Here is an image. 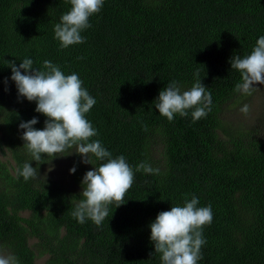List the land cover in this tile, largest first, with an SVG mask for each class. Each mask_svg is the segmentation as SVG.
Wrapping results in <instances>:
<instances>
[{"label":"trees","instance_id":"1","mask_svg":"<svg viewBox=\"0 0 264 264\" xmlns=\"http://www.w3.org/2000/svg\"><path fill=\"white\" fill-rule=\"evenodd\" d=\"M70 8L68 0H0V130L16 158L14 173L0 163V245L19 264H161L150 223L196 196L213 213L198 264H264V139L219 135L221 104L241 82L229 61L249 55L264 35V0H104L81 33L86 42L61 49L53 29ZM25 58L36 69L49 60L78 74L96 100L86 114L98 131L92 139L134 172L141 161L159 169L135 172L126 203L109 205L99 227L72 217L79 195L43 171L54 159L32 161L23 146L21 121L35 117L42 130L46 119L34 101L18 99L10 79L7 61L18 67ZM196 72L211 92V111L195 122L190 112L169 122L154 106L159 91L173 80L189 89ZM25 162L38 168L37 179L17 177Z\"/></svg>","mask_w":264,"mask_h":264},{"label":"clouds","instance_id":"2","mask_svg":"<svg viewBox=\"0 0 264 264\" xmlns=\"http://www.w3.org/2000/svg\"><path fill=\"white\" fill-rule=\"evenodd\" d=\"M68 2L70 10L62 14L53 29L61 49L86 42L81 33L91 27L89 18L99 13L104 5V0ZM229 62L231 69L237 70L241 78L234 91L249 96L258 91L254 85H264V35L256 40L249 55L243 58L234 55ZM7 67L11 69L10 79L15 83L18 99L23 97L29 102L34 101L35 112L46 117L42 130L34 127L38 123L35 117L21 121L18 126L23 130V146L32 161L40 162L44 156L54 159L75 153L81 157V163L93 165V158L99 162L81 180L80 199L71 213L78 223L91 220L101 226L109 215V205L115 204L117 208L126 203L125 195L134 183L135 172L159 174L158 168L145 161L137 164L134 172L123 155L113 158L99 139H92L98 136V131L86 119V114L96 100L82 86L78 74L65 75L49 60L43 62L42 70L36 69L29 58L20 62L18 67L14 61H7ZM194 76L195 83L187 90H182L180 82L173 80L159 91L154 106L169 122L176 115L187 117L189 112L195 122L211 111V92L201 83L199 72ZM249 110L247 104L240 108L245 115ZM142 128L148 131L146 124ZM73 148L75 151L70 152ZM75 171V165L69 169L70 174ZM16 175L25 181L39 177L38 168L32 167L30 162L17 168ZM198 205L199 198L192 196L190 200L185 199L183 206H171L170 210L159 212L150 223V241L154 244V252L160 254L161 264H198L202 259L201 249L206 244L203 228L212 223L213 213L211 205ZM0 264H19V260L10 253L0 252Z\"/></svg>","mask_w":264,"mask_h":264},{"label":"rangeland","instance_id":"3","mask_svg":"<svg viewBox=\"0 0 264 264\" xmlns=\"http://www.w3.org/2000/svg\"><path fill=\"white\" fill-rule=\"evenodd\" d=\"M255 87L259 88L258 91L253 92L252 95H242L239 92H235L231 98L221 104V119L224 129L219 131V135L229 140V132L236 137L242 132H251V134L259 135L258 137L264 139V85L256 84ZM247 104L249 106V112L247 115L240 112V108ZM2 131L0 130V163L7 164L8 172L14 173L16 158L9 151V147L6 143V139L2 140ZM75 151V149L73 148ZM67 155V153H65ZM76 155V159L73 158ZM76 166V171L82 170L83 174L92 170L91 166L81 163V157L75 153L64 157L54 158L43 168V171L56 178L59 182L70 188L75 194L81 192V180L77 172L70 174L69 169ZM79 165V166H78ZM51 168V170H49ZM22 215L28 216V211H23ZM37 238L31 237L29 244L34 251L39 253V245L35 242ZM0 252L8 254L9 252L0 245ZM47 253H42L36 257L37 263H42Z\"/></svg>","mask_w":264,"mask_h":264}]
</instances>
